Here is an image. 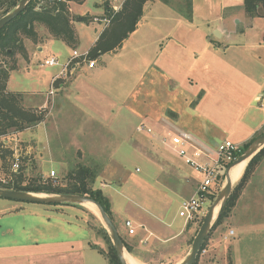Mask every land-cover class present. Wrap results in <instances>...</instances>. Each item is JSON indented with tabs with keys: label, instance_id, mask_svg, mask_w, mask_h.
<instances>
[{
	"label": "crops",
	"instance_id": "0c3cea01",
	"mask_svg": "<svg viewBox=\"0 0 264 264\" xmlns=\"http://www.w3.org/2000/svg\"><path fill=\"white\" fill-rule=\"evenodd\" d=\"M115 1L120 7L124 0ZM191 4V18L187 19L183 6L179 5L177 10L159 1L147 3L136 30L121 48L95 60L98 67L95 64L93 68L86 65L78 68V63H73L68 69L70 74L63 66L54 74L45 73L38 66V55L49 51L54 42L67 48L48 35L49 39H44L46 43L36 48V54L28 52V62L23 66L18 62V69L9 74L6 86L7 92L22 94L23 105L29 109L44 112L50 107L37 126L7 137L3 141L5 148L16 156L17 146H11L10 142L19 139L28 145L23 158L26 165L35 161L41 173L47 164L55 168L49 169V173L66 172L72 168L62 155L68 135V145L76 154L73 165L95 167L97 177L92 188L101 191L108 200L112 222L129 248V253H125L139 264L149 263L157 253H176V249L183 247L187 223L178 216L180 204L177 209L175 206L187 187L196 190L200 176L188 166L176 164L170 155L176 153L168 145L147 134H138L137 127L142 122H152L150 112L158 114L169 108L181 113L185 126L192 128L189 133L194 139L215 148L223 140L229 141L234 130L225 129L218 118L209 117L205 107L210 102L212 105L228 102L229 87L238 95L242 93L243 87H234L226 77L230 71L236 74L242 61L251 67L264 68V9H258L260 17L251 19L243 10V0H192ZM101 5L95 4L99 9ZM68 6L71 15L82 16L74 9L81 5ZM157 8L160 14L154 15ZM102 14L87 15L94 23L95 17ZM105 27L101 25L94 31L95 37L87 51ZM75 35L80 43L76 31ZM25 80L29 83L25 84ZM200 92L199 103L190 106V100ZM250 101L253 104L249 103L245 110L253 107L260 118L253 131L234 144H245L264 127V85ZM133 120L139 121L135 133L131 127ZM171 126L165 132L167 136L176 131L173 128L178 129ZM26 133L29 135L23 138ZM263 163L264 157L253 175ZM251 183L252 176L244 193ZM234 208L238 210L239 201ZM49 209L54 219L32 214L46 221V226L41 223L34 230L43 232L45 228L51 232L60 224L66 228L67 238L78 233L87 236H81V247L76 249L71 245L67 250L46 254L0 256V264H95L86 253L87 250L98 253L94 249L98 248L95 236L90 229L72 222L78 220L71 210L74 208ZM1 217H5L4 212L0 213ZM126 220L133 224L132 235L124 227Z\"/></svg>",
	"mask_w": 264,
	"mask_h": 264
},
{
	"label": "rangeland",
	"instance_id": "374dc122",
	"mask_svg": "<svg viewBox=\"0 0 264 264\" xmlns=\"http://www.w3.org/2000/svg\"><path fill=\"white\" fill-rule=\"evenodd\" d=\"M106 2L115 11L120 8L119 4L115 0H85V2L81 6L74 8L75 13L82 16H85L87 14L98 15L101 12H103L104 14V6ZM96 3L102 4L100 9L99 7L95 6ZM169 5L170 7L177 10L179 5L183 6V9H185L183 0H170ZM154 10V15L160 14L158 8L157 11ZM102 17L103 16L95 17L96 22L89 23L87 25L82 23H74L73 28L80 39V43L77 42V48H75L74 50L77 49L79 54L87 52V49L92 44L93 37H95L94 31L99 30L101 25H107V22ZM35 30L39 36V44H33L25 37H21L23 47L27 54V60H23L22 57L17 53L14 54L13 57H8L0 54V67L9 69L14 65L15 70H17L18 62H20L21 66H23L24 62L29 61L28 52L31 54H36V48L38 46L44 45L46 43L44 42V39L46 41V39H49V36L47 30L41 25H36ZM71 51V48H64L60 43L54 42L50 46L49 51L44 50L41 54L38 55L37 64L38 66H42L41 68L43 72L54 74L55 71L58 70V68L61 69V66H63ZM56 55H60V58H58L59 66L44 67L42 65L44 60L47 59L46 57H57ZM74 63H77V61H74ZM95 64L96 67L99 66V64ZM83 66L84 64H77L78 68ZM238 68L239 71H237L236 74L230 71L231 74L226 77L229 78V82L234 87H243L242 93L238 95L232 87H229L228 89L230 90V92L227 93L229 95L227 97L229 99L228 102H222L219 105H212V103L210 102L207 104L208 106L205 107L208 116L215 119L218 118L221 123L225 125V129L233 127L234 135L233 137L228 138L232 143H238L239 141H241L242 137L247 134V132L253 131L255 123L259 120L260 116L256 114L258 112L253 109V107L248 110L245 109L249 103H251V105L253 104V101L250 100L253 98L255 91H257L264 85L263 67H251L249 64H245V62L242 61ZM23 82L25 84L29 83V81L26 80ZM12 84H14L13 80ZM201 97L202 92H200L198 95L195 94L193 96V99L190 100V106L195 107L199 103ZM164 99L165 98L163 97V102L166 101V99ZM181 103L182 102L180 101V104ZM28 104L31 103L29 102ZM31 105H33V102ZM24 107L29 109L28 105ZM48 108L44 110V112L42 110H32L42 111L45 116L49 111ZM180 114L181 113L178 114L171 111L169 108L163 109L158 114L150 112V115L153 118L151 116H149V118L152 122H142L140 123V125H144L147 128L151 129L152 135L148 136L154 137L155 139L159 140V142H163L162 140L167 137V133L165 134V132L167 129L172 128L171 125H176V127H178V129L173 128V130H183L185 132L188 131L187 133L191 132L192 128L185 126V124L183 123V120L185 119H183V116L181 117ZM131 122L133 124L131 126L132 131L134 132V129L138 126L137 124L139 123V121L133 120ZM262 133H264V127L245 144H251V142ZM28 135L29 133H26L22 137L27 138ZM68 137V135H65L66 145L64 147V152L62 153V155L68 164L71 163L70 166L72 168L66 172L54 171L55 177L53 179L49 178V169H55L53 165L50 166L47 164L43 166V174L41 173V171H38L35 161H32L28 165H26L25 162H23V158L27 155L26 149L28 145L19 141V139H17L16 141L11 138L13 139V142H10L11 146H17L15 147L17 148V150H15V154L20 158L19 166L23 169V177L28 180L30 178L41 176L43 180L50 179L64 186L66 184L67 173L75 167L72 161H74V157L76 156L75 150L72 149V146L68 145ZM6 139L7 137L0 139V144L4 145L2 143V140L4 141ZM223 141L228 140L225 139ZM245 144L239 145L240 148ZM170 155L173 156L172 158L174 159L176 164L180 163V165L182 166L185 165L182 160L176 157V155H173L172 153H170ZM78 156H80L79 153ZM9 163L7 170L0 169V179L7 177L8 174L10 175ZM91 168L94 169L95 167L91 166ZM221 173L223 174V179L221 180V183L218 184L217 187L212 191L211 195L208 196V199L202 210L203 216L201 217V219L193 222H186L187 237L183 247H181L180 250L176 249V253L166 252L164 255H160L157 253L158 255L156 254L154 257H152L147 264H179L183 259L186 258V256L190 252L192 241L202 224L208 208L214 202L225 184V168L221 170ZM172 179L175 181L177 180L175 179V177H172ZM238 181H235V183H233V187L238 183ZM249 189L246 190L245 193V190L242 191L244 195L242 199L238 200V210L234 208L227 220H225L220 226L210 230L207 238L205 239V249L201 254L198 255L196 264H264V163L261 164L260 167H258L254 175L252 174V183ZM194 192L195 190L193 191L191 190V188L187 187L183 192V198L182 196L180 197L182 198V200L189 199L194 195ZM241 196L242 193L239 198H241ZM250 196H252L251 200H249ZM211 197H213V199H211ZM182 200H177L178 204L176 203L177 205L175 206V209L178 208V205ZM51 207L56 206L22 203L0 198V213H5V217L0 218V256L12 257L15 255H26L31 252L36 254H46L51 252L63 251L65 249L67 250L71 245L76 249H79L81 247V236L87 237L84 233H82V235L80 236L78 233L74 237L67 238L64 234V229L66 228H64V226L60 224H57L54 227L55 229H53L51 232V229L47 230L45 228L43 229V232L41 230H38V232L34 230L36 226L39 227L41 223L46 226V221L45 219L36 218L32 214L36 213L41 217L49 216L51 217V219H54V215L47 211L50 210L49 208ZM72 207L74 208L71 209L73 210V214H75V217H78V220H72V222L75 225L79 224L90 229L93 236H95L98 248L106 251L107 246L102 235L100 234V229L103 227L99 220V217H97L85 205H73ZM51 222L53 223V221ZM230 232H233V235H231ZM86 253L89 254L95 264H107L106 259L103 256L99 255L96 251L87 250Z\"/></svg>",
	"mask_w": 264,
	"mask_h": 264
},
{
	"label": "trees",
	"instance_id": "16d2710c",
	"mask_svg": "<svg viewBox=\"0 0 264 264\" xmlns=\"http://www.w3.org/2000/svg\"><path fill=\"white\" fill-rule=\"evenodd\" d=\"M155 1H159L165 5H169L170 2V0H124L117 11H114L106 2L104 6L105 12L102 18L107 21V25L93 46L87 51V58L95 61L104 54L121 48L122 43L136 30L143 15L144 6L147 3ZM183 1L185 4L186 18L190 19L192 0ZM18 2L19 0H0V18L13 10ZM70 3L82 5L84 0H30L24 11L0 30V54L13 57L17 53L26 61L27 54L23 47L21 37H25L33 44H39V36L35 30L36 25L43 26L53 40L63 42L72 50L77 48V38L73 28L74 23L87 25L93 22V18L88 15H71L68 6ZM259 8L264 9V0H243V10L249 18L260 17L258 13ZM14 70V65L9 69L0 67V139L33 128L41 123L44 117L42 111H35L24 107L22 94L6 91L9 73ZM249 144H245L240 148L239 153L235 155V159L246 150ZM263 157L264 148L250 160L245 170H243L244 172L240 176L241 178L238 179L239 181L237 180L238 183L233 187L212 229L220 226L229 218L238 198ZM0 160L2 162V170H7L8 163L13 160V152L6 149L3 145L0 146ZM10 165L11 163H9V169ZM228 165L225 166V169ZM11 176L12 184L0 186V188L35 194L86 196L98 203L111 219L108 200L103 196L101 191L92 188L97 177V172L93 168L82 165L75 166L67 173L66 184L64 186L50 179L43 180L41 176L27 180L23 177L22 168H20V172L12 174ZM100 234L105 241L107 250L104 251L101 248L94 249H97L98 253L104 256L107 264H120L112 248L110 239L103 228L100 229ZM123 245L129 253V248L124 241ZM205 245L206 241L201 246L199 254L205 249Z\"/></svg>",
	"mask_w": 264,
	"mask_h": 264
},
{
	"label": "built area",
	"instance_id": "2783aa9c",
	"mask_svg": "<svg viewBox=\"0 0 264 264\" xmlns=\"http://www.w3.org/2000/svg\"><path fill=\"white\" fill-rule=\"evenodd\" d=\"M74 61H77L78 64H84L88 68H93L95 66V61L87 58V52L79 54L74 50L64 63V70H68L73 65ZM42 65L44 67H57L59 66L58 58H49L45 60ZM68 74H70L69 70ZM50 94H53V92L50 91ZM136 131L138 133L152 135L151 129L144 125L138 126ZM162 141L163 144L168 145L176 153L186 166L200 176V181L197 184L194 195L189 199L182 200L180 203L178 216L183 218L186 222H193L201 219L203 216L202 210L208 196L211 195L212 191L223 179L221 170L235 160V155L239 153L240 146L230 141H223L215 148H208L200 144L191 134L183 130L174 131ZM3 146L6 147L5 145ZM19 159L18 156H13L9 169L10 175L0 179V186L12 184L11 175L20 172ZM54 177L55 173L53 171L50 172L49 178L53 179ZM124 227L127 229L129 235L134 233L131 221L126 220L124 222ZM230 234L233 235V232H230Z\"/></svg>",
	"mask_w": 264,
	"mask_h": 264
},
{
	"label": "water",
	"instance_id": "95a60500",
	"mask_svg": "<svg viewBox=\"0 0 264 264\" xmlns=\"http://www.w3.org/2000/svg\"><path fill=\"white\" fill-rule=\"evenodd\" d=\"M29 2L30 0H19V2L17 3L16 7L13 10H11L6 15L2 16L0 18V30L8 23H10L12 20H14L19 14H21ZM262 148H264V133L256 137L251 142V144L246 148V150L233 162H231L228 165V167L225 169V173H224L225 184L222 190L220 191V193L218 194V196L216 197V199L214 200V202L208 208L204 216V219L202 221V224L192 241L189 254L179 264H195L201 246L203 245L205 239L207 238V235L209 234L216 219L218 218L221 209L224 207L226 201L228 200L232 192L233 182L229 178L230 170L234 166L242 163H246L247 166L250 160L254 156H256ZM0 198L8 199L16 202L42 204V205H64V204L85 205L88 203L92 204L98 211L99 220L102 224L103 229L106 231L110 239L112 248L115 252V255L119 263L127 264L124 258V253L127 251L123 245V241L119 236L113 222L105 213L103 208L98 203L94 202L88 197L80 196V195H67V194H62V195L35 194V193L0 188Z\"/></svg>",
	"mask_w": 264,
	"mask_h": 264
},
{
	"label": "bare ground",
	"instance_id": "6f19581e",
	"mask_svg": "<svg viewBox=\"0 0 264 264\" xmlns=\"http://www.w3.org/2000/svg\"><path fill=\"white\" fill-rule=\"evenodd\" d=\"M245 166H246V163H242V164L234 166L230 170L229 178L231 179V181L233 183H235V181H237L240 178V176L243 173V170H244ZM85 206L87 208H89L98 217V211L92 204L88 203V204H85ZM216 211H217V209H216ZM124 258H125L127 264H139L138 262H136L133 259H131L126 253H124Z\"/></svg>",
	"mask_w": 264,
	"mask_h": 264
}]
</instances>
